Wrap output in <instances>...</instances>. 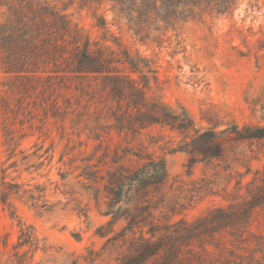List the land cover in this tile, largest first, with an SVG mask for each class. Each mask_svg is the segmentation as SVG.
<instances>
[{"label":"rangeland","instance_id":"1","mask_svg":"<svg viewBox=\"0 0 264 264\" xmlns=\"http://www.w3.org/2000/svg\"><path fill=\"white\" fill-rule=\"evenodd\" d=\"M50 1L66 7L92 40L105 41L104 29L96 25L97 17L104 16L105 42L119 48L113 41L117 38L134 57L144 58L140 64L151 80L149 94L161 95L178 112L185 107L200 132L213 130L223 138L225 153L198 156L193 163L186 145L191 135L159 124L136 136L102 131L96 139L90 121L87 125L63 110L53 116L56 94L41 90L40 84L21 85L0 69V89L10 101V107L0 108L1 119L7 118L23 136L9 159L1 144L2 160L10 177L36 192L37 186L44 188L40 203L46 200L51 206L43 210L13 198L18 215L34 226L39 238L37 250L20 256L27 247L15 248L18 221L0 204V264H71L76 258L87 264L82 256L106 241L97 230L110 219L104 215L110 173L120 166L137 167L149 154L166 160L167 180L153 192L155 214L162 221H195L215 207L249 199L264 184V139L236 140L232 130L235 125H264V0H228L224 13L196 8L194 18L154 29L146 40L134 33L126 15L113 10L112 0L91 7H81L80 0ZM157 35L161 38L155 39ZM58 99L63 103V96ZM123 224L117 222L115 230ZM188 255L191 264H264V205L255 208L240 237L222 230L205 242L196 241Z\"/></svg>","mask_w":264,"mask_h":264},{"label":"trees","instance_id":"2","mask_svg":"<svg viewBox=\"0 0 264 264\" xmlns=\"http://www.w3.org/2000/svg\"><path fill=\"white\" fill-rule=\"evenodd\" d=\"M80 1L81 7H91L102 0ZM112 1L113 10L129 18L134 33L141 40L150 37L154 29L166 30L180 20L194 18L196 8L224 13L229 7L228 0ZM0 8V69L21 85L29 83L38 87L40 84L41 90L56 94L51 103L53 116L63 110L73 114L74 119H85L87 125L90 121L96 139L102 131L114 130L136 136L150 126H168L186 137L191 135L186 145L193 163L198 156L206 159L224 155L223 138L220 139L215 131L200 132L185 107L178 112L161 95L149 94L151 80L145 65L140 64L144 58L134 57L117 38L113 41L119 48L105 42L108 29L104 16H98L96 21V25L104 29L105 41L102 42L92 40L72 20L66 7L60 8L50 0H2ZM126 69L138 73L139 78ZM71 79L75 80L74 84L69 82ZM73 89L76 92L69 95L72 92L68 91ZM59 96L64 97L63 103ZM7 106L10 107L9 95L0 89V108ZM1 117L3 139L0 138V146L2 144L9 151V159L15 155L23 136L10 127L7 118ZM232 130L236 140L264 139V125H235ZM1 154L2 150L0 204L18 221L20 234L15 248L27 247L19 254L24 256L39 248V238L34 226L26 224L18 215L13 198L43 210H49L51 206L46 200L40 203L44 188L37 186L36 192L10 177L9 166H5L6 160H2ZM137 155L143 157L141 153ZM167 177L165 158H155L151 154L137 167L120 166L118 172L110 173L106 184L109 199L104 212L110 219L97 230L106 241L101 249H89L82 256L87 264H191L188 254L193 252L196 241L205 242L222 230L240 237L255 208L264 205L263 184L251 192L249 199L227 207H215L195 221L183 218L162 221L155 214L158 205L154 202L153 192L158 191ZM121 220L123 226L115 230L114 225ZM113 252H116L115 256L107 259L105 255ZM71 264L81 263L76 258Z\"/></svg>","mask_w":264,"mask_h":264}]
</instances>
